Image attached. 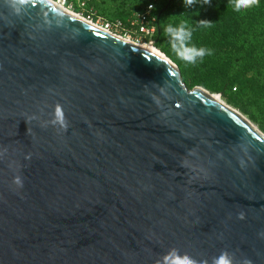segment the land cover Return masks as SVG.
I'll list each match as a JSON object with an SVG mask.
<instances>
[{"label":"water","instance_id":"95a60500","mask_svg":"<svg viewBox=\"0 0 264 264\" xmlns=\"http://www.w3.org/2000/svg\"><path fill=\"white\" fill-rule=\"evenodd\" d=\"M48 1L0 0V264H264V135Z\"/></svg>","mask_w":264,"mask_h":264},{"label":"rangeland","instance_id":"374dc122","mask_svg":"<svg viewBox=\"0 0 264 264\" xmlns=\"http://www.w3.org/2000/svg\"><path fill=\"white\" fill-rule=\"evenodd\" d=\"M110 1L114 2V0ZM118 1L134 2V0ZM107 3L109 4L108 1ZM102 6V0H79L72 12L89 22L93 21L94 24L116 22L119 19L116 14L103 11ZM169 9L164 28L169 23L187 22L193 31L191 43L196 47L213 50V55L206 56L196 64L186 63L172 50L170 39L165 31L159 42L155 43L156 49L179 68L182 81L189 91L202 88L212 94L220 95L229 107L240 112L264 134L261 127H264V107L256 102L257 93L254 104L251 101L248 106L251 115L243 113L235 103H230L228 98L234 96L236 88L239 89L236 93L239 102H244L245 98L252 100L254 91L258 92L259 87L262 88L264 96V0H255L251 7L241 12L235 10L234 0H211L210 4L197 0L191 6H186L183 0L171 3ZM202 20L211 23L201 25L199 22ZM128 31L127 29L115 30L114 33L126 38ZM249 35L255 37L254 46L245 62L237 65V55L241 52L242 43L248 39ZM235 67L240 72L239 77L250 87L248 90L251 92L242 89L240 87L242 82L237 78H235V87L231 91L229 80L233 79L232 70ZM261 70L262 72H259ZM225 94L228 97H225ZM251 116H255L257 122L251 120Z\"/></svg>","mask_w":264,"mask_h":264},{"label":"clouds","instance_id":"9594fccd","mask_svg":"<svg viewBox=\"0 0 264 264\" xmlns=\"http://www.w3.org/2000/svg\"><path fill=\"white\" fill-rule=\"evenodd\" d=\"M197 0H184L186 6H191ZM27 0H10V6L19 13ZM203 3L210 4L211 0H203ZM255 0H234V7L237 12H241L248 7H251ZM201 25H209L211 22L202 20L199 22ZM165 33L170 39L172 50L176 56L189 64H196L202 61L206 56L213 55V50L196 47L191 43L193 31L187 22L169 23L164 28ZM56 116L62 119V114L57 110ZM18 186H22L19 178L14 181ZM161 264H207V261H198L195 257L186 253L180 248H170L163 253ZM212 264H237L236 258L233 253L224 250L218 256L213 257ZM240 264H250L249 261L244 260Z\"/></svg>","mask_w":264,"mask_h":264},{"label":"trees","instance_id":"16d2710c","mask_svg":"<svg viewBox=\"0 0 264 264\" xmlns=\"http://www.w3.org/2000/svg\"><path fill=\"white\" fill-rule=\"evenodd\" d=\"M107 1L109 2V4L107 3ZM180 1L183 0H134V2L132 3L124 2V1L119 2L118 0H114V2L112 3L110 0H102V4H103L102 10L105 12L109 11V13L116 14L119 18L117 20L122 21L125 25V28L128 30L130 28L128 24V19L130 18L132 13L133 14L142 13L144 12V9L147 5H149L150 3H154L155 14L158 17L157 34L154 36V42H159L160 38L164 34V23L166 21V16L169 15L170 12L169 5L171 3L180 2ZM254 43H255V37L252 35L251 36L249 35L248 39L242 43L241 52L239 53V55H237V59H236L237 65H241L243 62H245V59L250 55V50L253 48ZM232 72H233L232 73L233 79L229 80V86L231 85V91L233 90V87H235L234 85L235 78H237V80L242 82V84H240V87L247 92L248 91L251 92V90H248L250 87L247 84L243 83V80L239 77L240 72L237 69V67H235L232 70ZM259 72H262V70ZM238 91L239 89L236 88L235 93H233L234 96L230 98L228 97L227 94H225V97L229 98L230 103H235L243 113L247 115H251L250 111L248 110V106L251 101L252 104H254L256 93H257L256 102L264 107V96H263L262 88L259 87L258 92L254 91L252 100H249V98L248 99L245 98L244 102H239L238 96L236 94ZM251 120L257 122L255 116H251ZM261 127L264 130V127L263 126Z\"/></svg>","mask_w":264,"mask_h":264},{"label":"built area","instance_id":"2783aa9c","mask_svg":"<svg viewBox=\"0 0 264 264\" xmlns=\"http://www.w3.org/2000/svg\"><path fill=\"white\" fill-rule=\"evenodd\" d=\"M53 1V0H52ZM67 9L74 11L75 4H78L79 0H55ZM83 1V0H81ZM93 22V21H90ZM157 22L158 17L155 14V5L150 3L144 9L142 13H136L130 16L128 19L129 31L126 34V38L114 33L115 30H125V25L122 21L98 23L99 27L105 32L122 37L124 40L132 41L136 44H153L154 36L157 34ZM135 31V32H133Z\"/></svg>","mask_w":264,"mask_h":264},{"label":"bare ground","instance_id":"6f19581e","mask_svg":"<svg viewBox=\"0 0 264 264\" xmlns=\"http://www.w3.org/2000/svg\"><path fill=\"white\" fill-rule=\"evenodd\" d=\"M48 2H50V3L53 4V5H55L56 7H58L59 9H61L62 11L68 13L69 15H71V16H73V17H75V18H77V19H79V20H81V21H83V22H85V23H87V24L93 26V27H96V28L102 29L101 27H99V25H96V23L94 24L93 22H89V21H87L84 17H81V16L75 14L74 12L70 11V10L67 9L65 6L60 5V4L57 3L56 1H54V0H53V1L50 0V1H48ZM116 37H117V38H120V39H122V40H124L122 37H118V36H116ZM125 41H126V40H125ZM126 42H129V43H131L132 45L136 46L137 48H139V49H141V50H143V51L149 53L150 55H153V56L159 58L160 60H163V62L168 66V68L171 70V72H172L174 75L180 77L181 72H180L179 68H178V67H177V66H176L171 60H169V59L167 60L166 57H164V55L161 54V53L156 49L155 46H153V45H151V44H136V43H134V42H132V41H126ZM198 90H201V93L204 95V97H205L207 100H209L213 105H215V106H217V107H219V108H221V109L228 110V111H230V112H232V113H234V114H237L239 118H241L243 121L245 120V121L247 122V124H249V125L252 127V129L254 130V132H255L256 134H258L259 136L263 134V133H262L261 131H259V129H258L254 124H252L248 119H245V117H243V115H242L240 112H238L237 110H235V109L229 107V106L227 105V103L224 101V99H223L220 95H218V94H212V93H210L209 91L204 90V89H202V88H199ZM245 121H244V122H245ZM250 123H251V124H250ZM261 133H262V134H261ZM263 135H264V134H263Z\"/></svg>","mask_w":264,"mask_h":264}]
</instances>
